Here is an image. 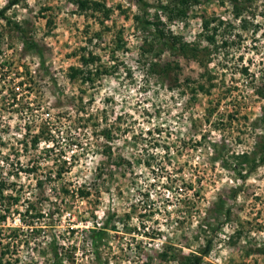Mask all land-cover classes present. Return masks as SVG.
Wrapping results in <instances>:
<instances>
[{
  "label": "rangeland",
  "instance_id": "374dc122",
  "mask_svg": "<svg viewBox=\"0 0 264 264\" xmlns=\"http://www.w3.org/2000/svg\"><path fill=\"white\" fill-rule=\"evenodd\" d=\"M11 1L0 0V10ZM145 1L150 20L200 48L199 61L155 57L153 33L134 19L143 14L135 0H89L86 12L77 0L12 7L8 16L40 53L0 22V182L19 198L8 226L22 225L29 201H42L50 214L26 224L51 226L43 234L24 227V245L12 249L21 257L16 264H47L36 245L52 236L62 264H183L200 253L212 226L218 236L202 264H264V165L242 181L211 148L218 142L230 154L252 152L260 138L251 123L264 105V0H252V11L240 0V17L231 0H200L184 19L162 7L168 0ZM84 55L100 60L91 88L68 76ZM210 109L212 126L205 121ZM97 110H106L116 132L110 158L102 153L107 142L92 135L88 117ZM49 116L57 143L47 155L46 143L34 149L31 140ZM59 158L73 163L65 176L73 184L47 180ZM78 188L88 199L78 198ZM90 229L103 231L98 251L87 241Z\"/></svg>",
  "mask_w": 264,
  "mask_h": 264
},
{
  "label": "trees",
  "instance_id": "16d2710c",
  "mask_svg": "<svg viewBox=\"0 0 264 264\" xmlns=\"http://www.w3.org/2000/svg\"><path fill=\"white\" fill-rule=\"evenodd\" d=\"M25 0H12L8 6L2 8L0 10V22H5L11 28H16L23 33V37L25 39V43L28 49L31 51L39 52V46L35 44V42H31L26 35L21 30V25L18 22L13 21L9 16L8 12L12 9V7L19 5L21 2ZM139 5L142 11V16L135 15L134 19L139 24L143 31H150L153 33V36L158 44V50L155 54V57H159L164 53H171L175 55H182L184 57H191L197 61H199V54L201 53L200 48L195 45L187 44L179 42L178 38L171 32H169L166 28L162 26V22L158 19L157 22H154L149 19V4L145 0H135ZM200 0H168V5L162 6L164 9L168 10L169 14L173 18L184 19L187 17L188 8L195 3H199ZM251 6H248L247 9L252 11V0H247ZM77 3L81 9V11H88L91 9V5L93 2H89V0H77ZM231 3L234 7V12L236 13V17H240L242 12L246 9L245 6L242 5L243 2L240 0H231ZM95 7L100 9L101 6L99 3L94 2ZM107 14V13H105ZM109 17V14H107ZM247 20L244 19V22ZM209 21L204 22V28H210ZM222 24V22H220ZM258 27V25H256ZM210 40H214V37H209ZM100 61L98 58L89 57L87 58L85 55L81 58L80 66H73L69 69V78L72 81L80 82L83 86H94L99 78L101 77V70L99 67H94L96 63ZM155 66V65H154ZM162 75H167L168 69L170 66L162 67ZM91 88V87H90ZM85 93V90H82ZM215 110V109H214ZM214 110H209L205 114V121L211 126L215 124L212 120L214 117ZM261 115L251 123V128L255 130H260V138L255 145V148L252 152H243L239 154L232 153L230 154L228 148L224 145V143L214 142L211 145V148L214 151L216 158L223 163V165L231 169L240 180L246 181L250 175L256 172L261 166L264 165V105L261 108ZM106 110H102L101 112L97 110V114H91L88 117L89 121H93L92 127L94 130L92 131V135L97 138L104 139L107 144L105 149H103L102 153L106 157H111L112 148L109 147L110 142L114 141L115 130H113V125L108 124V118L106 115ZM105 113V114H104ZM102 116H99L101 115ZM234 117V116H233ZM234 119V118H233ZM101 122H98L100 121ZM56 130H57V121L52 117L46 118L41 126L39 127L38 133L33 134L31 140V146L36 149L40 146L41 143H46L47 147L43 149L44 153L47 155L53 154L55 152V146L57 143L56 139ZM58 157V156H57ZM232 159L234 161H232ZM56 169L50 171L47 180L55 182L58 184L59 181H64L63 184H73L72 182H66L65 176L72 172V164L66 158L55 161ZM60 163V164H59ZM100 175H98L99 177ZM173 184H177V181L171 180ZM184 184V183H183ZM10 189L8 186L1 184L0 182V264H16L20 263L21 257H16L15 254H12L14 251L12 249L20 250V247L24 245L23 241V233L24 227H33L35 224H26L28 223L26 218L32 220L46 219V215L49 216L48 213L44 212L42 207H39L43 204L41 201L31 202L29 201L25 206V214L20 219L22 225L21 226H8V220L10 218L9 215L12 213V209L17 205L19 198H13L12 195L7 196L6 191ZM69 191L65 190V195H68ZM89 192L85 189L78 188L77 196L81 199H88ZM231 210L226 211L225 218L227 220L230 219ZM37 233L43 234L45 230L48 229L50 224L47 226L40 225L34 226ZM52 229V228H50ZM75 229V228H73ZM74 231V230H73ZM102 229H90L86 231L87 241H90V245L94 251L99 250V245L97 244V239L99 235L102 233ZM209 233V234H208ZM240 234V231L237 232V235ZM218 236V226H212L210 228V232L205 231L204 236V245L199 254H190L186 256L183 264H202L204 259L207 258L211 252L213 251L215 239ZM48 237V236H43ZM54 239L50 241L46 246L42 243H38L36 247H41V251L43 257L47 258V264H62L64 260V255L60 251V243L56 240V236H52ZM43 251V252H42ZM11 254L10 259L5 260L6 255Z\"/></svg>",
  "mask_w": 264,
  "mask_h": 264
}]
</instances>
